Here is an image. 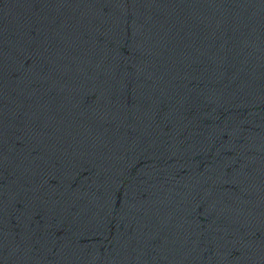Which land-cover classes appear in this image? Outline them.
<instances>
[{
  "label": "water",
  "instance_id": "water-1",
  "mask_svg": "<svg viewBox=\"0 0 264 264\" xmlns=\"http://www.w3.org/2000/svg\"><path fill=\"white\" fill-rule=\"evenodd\" d=\"M0 264H264V0H0Z\"/></svg>",
  "mask_w": 264,
  "mask_h": 264
}]
</instances>
